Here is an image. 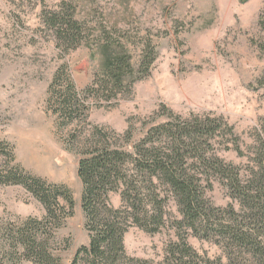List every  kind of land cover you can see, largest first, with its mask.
Masks as SVG:
<instances>
[{
	"label": "rangeland",
	"instance_id": "1",
	"mask_svg": "<svg viewBox=\"0 0 264 264\" xmlns=\"http://www.w3.org/2000/svg\"><path fill=\"white\" fill-rule=\"evenodd\" d=\"M58 10L73 11L83 27V40L74 49L66 51L71 45L61 46L45 22L47 14ZM261 19L264 0H0V140L12 146L14 163L71 189L73 215L48 242L63 264H70L88 235L80 206L79 155L67 149L68 129L59 128L47 101L56 70L67 65L79 90L90 84L102 60V33L126 47L133 68L152 48L155 59L148 74L115 99L106 101L99 92L78 128L99 126L121 134L131 126L135 139L143 120L155 113L165 119L163 107L180 118L223 117L238 136L242 153L231 149L229 137L216 138L215 152L245 169L264 159ZM5 162L0 155V167ZM206 194L216 206L230 201L216 181ZM110 202L120 205L118 192L110 194ZM171 212L176 213L174 207ZM43 215L42 205L22 186L0 184V264H13L12 246L3 238L10 227ZM172 234L130 227L124 235L126 252L158 261ZM188 242L201 254H221L212 243L194 237Z\"/></svg>",
	"mask_w": 264,
	"mask_h": 264
},
{
	"label": "trees",
	"instance_id": "2",
	"mask_svg": "<svg viewBox=\"0 0 264 264\" xmlns=\"http://www.w3.org/2000/svg\"><path fill=\"white\" fill-rule=\"evenodd\" d=\"M44 19L61 46L71 45L66 51L81 44L83 27L73 11H53ZM259 24L264 30L263 19ZM102 36V60L90 84L77 89L63 64L48 88L51 112L59 128L68 129L67 149L79 155L80 206L88 243L76 249L70 264H264V159L242 169L218 156L214 149L218 137H229L231 149L242 153L238 136L223 117L180 118L163 107L165 119L155 118V113L143 120L135 139L131 126L121 134L99 126L78 128L99 92L106 101L130 93L155 59L150 48L133 68L126 47L105 33ZM0 155L6 160L0 167V184L22 186L44 209L41 218L14 224L3 237L12 246L13 264L22 260L63 264L48 242L73 215L71 189L14 163L6 141L0 140ZM215 181L230 200L224 207L214 205L206 194ZM114 192L120 196L118 207L110 202ZM130 227L149 234L164 229L173 233L164 243L161 259L127 254L124 235ZM189 237L216 245L221 254L199 253Z\"/></svg>",
	"mask_w": 264,
	"mask_h": 264
}]
</instances>
